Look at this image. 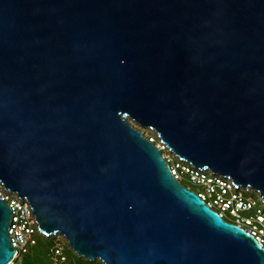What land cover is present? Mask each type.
<instances>
[{"label":"water","instance_id":"95a60500","mask_svg":"<svg viewBox=\"0 0 264 264\" xmlns=\"http://www.w3.org/2000/svg\"><path fill=\"white\" fill-rule=\"evenodd\" d=\"M264 200V0H0V187L103 264H264L171 173ZM0 196V264L16 248Z\"/></svg>","mask_w":264,"mask_h":264},{"label":"built area","instance_id":"2783aa9c","mask_svg":"<svg viewBox=\"0 0 264 264\" xmlns=\"http://www.w3.org/2000/svg\"><path fill=\"white\" fill-rule=\"evenodd\" d=\"M148 138L160 147L161 152L167 150L173 154L174 159L165 154L163 157L169 163L171 173L177 180L182 182L183 179H187L198 185L200 190L196 192L211 208L225 220L243 227L264 246V200L258 190L252 186L237 185L230 178L208 169L197 168L175 155L159 142L158 137ZM0 196L11 208L8 230L11 242L16 248L15 255L8 264H23L21 260L23 255L36 245L39 235L56 237L49 252L51 264H76L75 256L68 253L72 249L62 235H45L41 232L33 208L27 199L2 187Z\"/></svg>","mask_w":264,"mask_h":264},{"label":"rangeland","instance_id":"374dc122","mask_svg":"<svg viewBox=\"0 0 264 264\" xmlns=\"http://www.w3.org/2000/svg\"><path fill=\"white\" fill-rule=\"evenodd\" d=\"M135 127H137L138 129H140L141 131H143L144 135L147 137H155L154 133L151 132V130L145 128V127H141L139 125L134 124ZM162 154L164 155H168L171 158H175L173 156V154L170 152L168 153L167 150H163ZM185 185L189 186L191 189H193L194 191H198L200 190V187L198 185H195L191 182H189L188 180H184L183 181ZM228 218V217H227ZM230 219V218H228ZM55 238V237H54ZM53 241V240H52ZM50 241V243H54V241L52 242ZM68 253L70 255H74L76 257V263L77 264H89L90 260L79 257L78 255H76L73 251H68ZM24 261L25 264H51V260L50 257L48 255V249L45 247L44 241L40 238L39 240V244L34 247L31 252H29V254L24 256ZM23 259V258H22ZM21 259V260H22ZM93 262H95L96 264H103L100 260L96 259Z\"/></svg>","mask_w":264,"mask_h":264},{"label":"trees","instance_id":"16d2710c","mask_svg":"<svg viewBox=\"0 0 264 264\" xmlns=\"http://www.w3.org/2000/svg\"><path fill=\"white\" fill-rule=\"evenodd\" d=\"M184 180H187V179H183L182 180V183L184 184ZM40 238L44 241V244H45V247L48 249V255H49V252H50V248L52 247V245L55 243V241H56V237L54 238L53 236L52 237H45V236H42V235H39L38 236V241H37V243H36V245H34V246H32L31 248H30V250H29V252H31V250L34 248V247H36L38 244H39V240H40ZM54 241V243L52 244V243H50V241ZM52 241V242H53ZM29 252L28 253H26V254H24L23 255V259H22V263L23 264H25V261H24V256L25 255H27V254H29ZM49 257H50V255H49ZM76 258V257H75ZM51 262V261H50ZM93 261H90V263L89 264H91ZM94 264H96L95 262H93ZM77 264V263H76Z\"/></svg>","mask_w":264,"mask_h":264},{"label":"flooded vegetation","instance_id":"af4514ba","mask_svg":"<svg viewBox=\"0 0 264 264\" xmlns=\"http://www.w3.org/2000/svg\"><path fill=\"white\" fill-rule=\"evenodd\" d=\"M187 186V185H186ZM187 187H189V186H187ZM190 188V187H189ZM191 189V188H190Z\"/></svg>","mask_w":264,"mask_h":264}]
</instances>
